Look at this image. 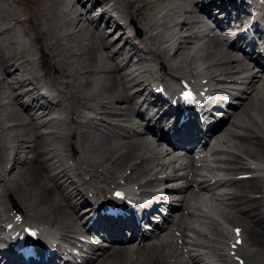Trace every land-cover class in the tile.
Here are the masks:
<instances>
[{
	"label": "bare ground",
	"instance_id": "obj_1",
	"mask_svg": "<svg viewBox=\"0 0 264 264\" xmlns=\"http://www.w3.org/2000/svg\"><path fill=\"white\" fill-rule=\"evenodd\" d=\"M216 2L225 8H242L232 0H114V5L120 21L140 31L137 39L165 67V73L158 77L167 87L176 86L175 74H179L208 80L211 88H206L212 96L236 99L238 105L228 118L231 125L226 127V122L209 132L214 145H225L236 153L227 154L238 165L233 169L241 170L245 165L242 155L264 165V71L249 73L250 67L234 53L233 43L223 47L229 38L226 28H218L203 42L197 41L195 28H206L202 17H213ZM106 3L0 0V218L8 210L3 199L17 202L26 218L57 229L67 247L73 235L82 233L83 216L77 211L85 204L86 194L104 193L117 175L124 173L125 180L143 191L154 184L151 176L165 166L154 159L157 146L160 148L147 133L118 141L97 129L95 120L99 124L102 119L107 123L103 129L114 134L116 127L108 119L121 117L131 122L141 91H149L150 96V90L157 87L150 84V67L143 71L141 51L125 27L102 9ZM164 38L173 45L172 53L160 48ZM41 89L57 99L53 106L58 109L56 121H47L48 113L36 118L28 106L20 104L24 97L28 105L36 104ZM87 112L96 114V119ZM46 121V126L55 130L45 137V126L41 125ZM65 153L72 158L73 173L61 159ZM208 181L204 179V183ZM227 185L233 187L231 197L237 201L232 207L234 213L225 209L218 213L246 237L238 261L264 264V176ZM186 192L198 204L206 205L193 189ZM196 225L194 233L209 242L199 245L204 253L222 251L227 233L217 224ZM179 226L184 236L188 227L184 216ZM110 232L106 236L115 235V231ZM19 239L29 241L27 237ZM178 246L170 247L166 264H205L204 253L198 250L190 251L181 262ZM158 247L145 245V240L136 244L131 238L124 239L116 247L98 249L100 255L93 264H163L157 259ZM142 252L145 261L139 259ZM258 256L260 260L255 261Z\"/></svg>",
	"mask_w": 264,
	"mask_h": 264
},
{
	"label": "rangeland",
	"instance_id": "obj_2",
	"mask_svg": "<svg viewBox=\"0 0 264 264\" xmlns=\"http://www.w3.org/2000/svg\"><path fill=\"white\" fill-rule=\"evenodd\" d=\"M108 158L107 159H109L110 157H111V155L110 156H107ZM8 205V204H7ZM212 223L214 224V225H216L215 224V220H212ZM231 225V224H230ZM217 226H218V224H217ZM231 226H233V225H231ZM238 228V227H237ZM239 229V231L242 233V230L240 229V228H238ZM229 233V230L227 229V235H229L228 234ZM247 236V235H246ZM246 238V237H245ZM245 238H244V234L242 233V236H241V244L242 243H245ZM187 239H189L188 241H192V242H195V243H197L198 245H200V246H203V242H206V240L208 241V239L207 238H204L203 236H201V235H197V234H193L192 232L190 233V235H189V238H187ZM204 239V240H203ZM206 239V240H205ZM231 239V238H230ZM199 240H200V242H199ZM228 241L229 240H225V242L223 241V243H222V253H223V255H225L224 253V250H225V246H227V243H228ZM209 242H206V243H204V244H208ZM142 260V259H141ZM144 260V259H143ZM258 260H260V258H259V256H258V258L257 259H255V261H258ZM142 262V261H141ZM231 264H236V263H234V262H232Z\"/></svg>",
	"mask_w": 264,
	"mask_h": 264
},
{
	"label": "snow or ice",
	"instance_id": "obj_3",
	"mask_svg": "<svg viewBox=\"0 0 264 264\" xmlns=\"http://www.w3.org/2000/svg\"><path fill=\"white\" fill-rule=\"evenodd\" d=\"M189 96H190V93L185 94V98H189ZM117 195H119V194H117ZM237 233H239V230H237Z\"/></svg>",
	"mask_w": 264,
	"mask_h": 264
}]
</instances>
